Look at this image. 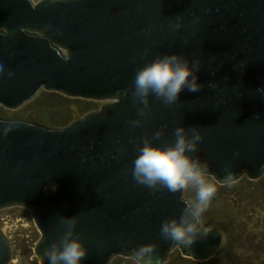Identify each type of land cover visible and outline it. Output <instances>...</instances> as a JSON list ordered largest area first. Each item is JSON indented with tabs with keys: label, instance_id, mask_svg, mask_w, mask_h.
<instances>
[{
	"label": "water",
	"instance_id": "1",
	"mask_svg": "<svg viewBox=\"0 0 264 264\" xmlns=\"http://www.w3.org/2000/svg\"><path fill=\"white\" fill-rule=\"evenodd\" d=\"M178 15L183 26L174 31ZM172 53L199 59L203 87L182 90L172 105L150 96L147 117H138L136 69ZM0 64L3 109H19L40 91L104 102L63 128L0 118V129H12L0 136V210L30 211L39 264H48L44 251L63 231L57 216H77L88 249L82 264L130 259L148 243L163 264L175 248L197 262L220 249L214 226L188 246L161 237V221L188 203L186 189L137 184L132 160L144 137L162 130L153 144L170 143L177 126H196L203 140L192 155L211 173L223 176L228 167L235 182L264 175V94L257 92L264 89V0H0ZM133 119L144 122L132 128ZM10 260L0 231V264Z\"/></svg>",
	"mask_w": 264,
	"mask_h": 264
},
{
	"label": "clouds",
	"instance_id": "2",
	"mask_svg": "<svg viewBox=\"0 0 264 264\" xmlns=\"http://www.w3.org/2000/svg\"><path fill=\"white\" fill-rule=\"evenodd\" d=\"M183 26L181 17H176L173 30ZM200 70L199 59L189 61L180 54L158 55L150 62L136 69L131 87V98L136 105L137 116L147 117L150 109L149 97H155L164 105L177 102L179 93L199 91L203 85L198 83L196 73ZM5 67L0 64V77L5 75ZM11 78L12 73L7 72ZM259 94L264 89L258 88ZM258 117V116H256ZM142 119L129 121L130 127L143 124ZM11 127L0 129V136H5ZM163 135L156 131L152 137H144L136 147L137 155L132 160L131 176L139 185L151 191L166 190L169 193L182 192L189 186L195 189V202L186 203L178 217L165 218L161 221L159 232L164 240L174 245L188 246L199 235H206L211 229L201 224V214L207 210L217 192V184L231 187L235 174L226 167L223 176L211 173L207 161L192 155L203 140L199 127L185 128L177 126L173 131L174 139L170 143L155 145L153 140ZM63 231L57 240L50 242L44 251L48 264H82L88 249L76 231L77 216H57ZM132 264H163L156 253V245L141 244L131 250Z\"/></svg>",
	"mask_w": 264,
	"mask_h": 264
},
{
	"label": "rangeland",
	"instance_id": "3",
	"mask_svg": "<svg viewBox=\"0 0 264 264\" xmlns=\"http://www.w3.org/2000/svg\"><path fill=\"white\" fill-rule=\"evenodd\" d=\"M31 1L36 3L39 0ZM43 93L44 91H40L35 98L16 110L0 107V118L54 129L61 125L66 110L68 117L63 123L65 126L86 115L78 109L76 99L56 93L58 98L50 103L51 100L42 97ZM91 102L94 111L104 103ZM186 194L188 203H194L195 189L189 186ZM201 224L207 225V228L214 226L222 232L220 249L208 260L197 262L184 257L175 248L164 264H264V175L256 181H250L243 175L231 187L217 185L216 195L207 210L201 214ZM0 231L11 251L8 264H39L33 250L40 234L28 209H1ZM109 264H132V261L114 257Z\"/></svg>",
	"mask_w": 264,
	"mask_h": 264
},
{
	"label": "trees",
	"instance_id": "4",
	"mask_svg": "<svg viewBox=\"0 0 264 264\" xmlns=\"http://www.w3.org/2000/svg\"><path fill=\"white\" fill-rule=\"evenodd\" d=\"M43 94L44 95L42 97L44 99L51 100L50 103H52L55 100V98L58 96V94H56V93H50V92H44ZM42 97H40V98H42ZM75 101L77 102L78 109L81 112H83V113L88 114V113H90V112H92V111L95 110V109L92 108L93 107L92 106L93 103L91 101L80 100V99H76ZM67 112L68 111L66 110L65 117H64L63 121L61 122V125L59 127H57V128L65 127V124H63V123L65 122V120L68 117V113Z\"/></svg>",
	"mask_w": 264,
	"mask_h": 264
}]
</instances>
